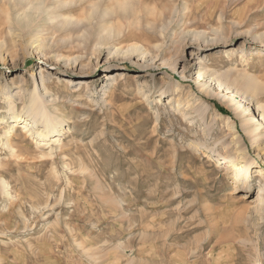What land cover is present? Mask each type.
Segmentation results:
<instances>
[{"label": "rangeland", "instance_id": "obj_1", "mask_svg": "<svg viewBox=\"0 0 264 264\" xmlns=\"http://www.w3.org/2000/svg\"><path fill=\"white\" fill-rule=\"evenodd\" d=\"M252 117L264 0H0V264H264Z\"/></svg>", "mask_w": 264, "mask_h": 264}, {"label": "bare ground", "instance_id": "obj_2", "mask_svg": "<svg viewBox=\"0 0 264 264\" xmlns=\"http://www.w3.org/2000/svg\"><path fill=\"white\" fill-rule=\"evenodd\" d=\"M204 75H205L204 72L198 73L197 78H196V82L194 84L195 85L200 84V86H202V81H203ZM229 99L231 102H233L236 105V107H238L239 109H243L238 103L235 102V100L233 98H229ZM43 104L44 103H42L40 98H34V100L31 103L29 110L26 112L28 118H31L30 122H28L29 120L28 121L25 119L23 120L22 118H20L18 116H14V115H13L14 116L13 118L15 119L16 122H19L18 124L21 125V127L26 132H30L32 129H34L37 125L38 120L40 121V119H45V123H44L45 129L43 131L36 130V133L38 134V136H40L42 139L45 140V139H48L49 137H51L52 135H55V134L57 135V133L59 134L61 132V130L59 129L60 125L58 126V125H55V124L50 123L48 121L49 115H47V113H44L42 111V109L45 107V105L43 107ZM245 113H247V110L245 111ZM247 114H249V113H247ZM22 120H23V122H21ZM251 120L252 121H250L248 123V125H246V127L244 128V131L248 134L251 131V129L253 130L255 136H254V138L251 139V141H253L252 144L255 146V143H257L259 140H264V123H262L258 117H252ZM59 122H61V121H59ZM232 130L236 133V129L234 126H232ZM262 162L264 163V160H262ZM230 168H231V171L234 174V177L237 180V182L248 186V184H249L248 180L250 179V173L248 172L249 170L239 168L235 165H233V166L231 165ZM256 172H257L258 176H260L261 180L264 181L263 172L261 170H258ZM261 191H262V189H261Z\"/></svg>", "mask_w": 264, "mask_h": 264}, {"label": "trees", "instance_id": "obj_3", "mask_svg": "<svg viewBox=\"0 0 264 264\" xmlns=\"http://www.w3.org/2000/svg\"><path fill=\"white\" fill-rule=\"evenodd\" d=\"M222 114H226V111L223 109H219Z\"/></svg>", "mask_w": 264, "mask_h": 264}]
</instances>
